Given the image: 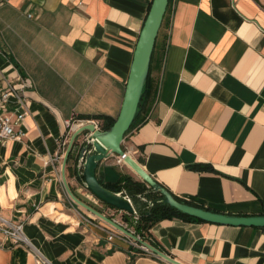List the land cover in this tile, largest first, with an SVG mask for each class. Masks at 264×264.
Wrapping results in <instances>:
<instances>
[{
	"label": "crops",
	"instance_id": "obj_1",
	"mask_svg": "<svg viewBox=\"0 0 264 264\" xmlns=\"http://www.w3.org/2000/svg\"><path fill=\"white\" fill-rule=\"evenodd\" d=\"M153 1L0 0V90L17 75L35 85L25 138L0 145V215L23 222L49 264H170L131 258L122 242L110 243L111 226L75 204L62 181V142L77 130L65 122L117 120ZM150 74L151 110L126 134L124 150L181 200L227 215H264V0H170ZM76 154L66 168L72 191L116 216L76 177ZM97 177L113 190L126 177L143 182L116 156L99 164ZM120 192L138 213L149 208ZM150 235L182 264H264V228L176 217ZM0 264L37 262L27 247L0 243Z\"/></svg>",
	"mask_w": 264,
	"mask_h": 264
},
{
	"label": "water",
	"instance_id": "obj_2",
	"mask_svg": "<svg viewBox=\"0 0 264 264\" xmlns=\"http://www.w3.org/2000/svg\"><path fill=\"white\" fill-rule=\"evenodd\" d=\"M169 2L170 0H154L152 3L134 52L123 106L114 125L109 130H101L96 128L94 124H86L77 129L72 135L62 165L63 184L70 199L75 204L132 239L138 240L133 234L122 228L111 218L105 216L103 213L80 199L72 191L66 177L67 165L70 158L74 155V151H76L77 154L74 166L78 161L82 160L84 162L83 175H78V180L84 182L86 188L103 203L133 214L135 210L130 199L124 195L123 192H114L106 188L100 183L97 177V169L102 161L108 159L110 156L118 157L127 155L125 157V163L151 188L153 193L159 195V198L148 202L149 207H153L158 203H164L175 208L182 214L204 222L224 226L264 228V215H227L180 202L168 189L159 184L124 150L123 142L138 113L143 90L149 76L156 41L167 13ZM140 243L152 250L159 259L170 264H182L149 243L145 241H140Z\"/></svg>",
	"mask_w": 264,
	"mask_h": 264
},
{
	"label": "built area",
	"instance_id": "obj_3",
	"mask_svg": "<svg viewBox=\"0 0 264 264\" xmlns=\"http://www.w3.org/2000/svg\"><path fill=\"white\" fill-rule=\"evenodd\" d=\"M34 88V82L30 77L17 75L12 80H7V86L0 90V145L10 140L22 141L25 138L26 133L24 132L22 127L24 125L26 117L30 114V103L28 101L27 93ZM86 124H94L96 128L102 129L100 121L95 119H73L65 122V125L68 129H72L74 125H76L77 129H79ZM67 145H69L68 138L62 142V148L64 151L63 156L66 155L65 153L67 152V150L65 148ZM126 153L128 154V152ZM126 156L127 155L118 156L117 164H126ZM57 159H60V157H58ZM83 165L84 162L81 160L78 161L74 166L76 177H78V175H83ZM81 183L83 187L86 188L84 182ZM88 197L93 202H96V204L98 203L97 199L94 196L88 195ZM139 198H142L147 203L149 202L144 196L139 195ZM115 213L116 216L122 215L125 218L119 220L118 218H116L115 214L112 216H107L104 213L103 214L111 218L122 228L133 234L138 240L132 239L131 237L127 236L123 232L110 225L111 229H109L108 241L110 243L114 241L122 242L126 246V249L131 258L138 255L149 258H158L152 250L140 243V241H144L141 238V234L136 230V226L140 221V214L136 210L133 214H131L119 209H115ZM93 220L103 222V220L98 217H94ZM24 225L25 224L21 221L9 220L0 215V243L5 246H25L34 254L37 264H49L47 259L33 247L31 242L26 237L24 233Z\"/></svg>",
	"mask_w": 264,
	"mask_h": 264
},
{
	"label": "trees",
	"instance_id": "obj_4",
	"mask_svg": "<svg viewBox=\"0 0 264 264\" xmlns=\"http://www.w3.org/2000/svg\"><path fill=\"white\" fill-rule=\"evenodd\" d=\"M154 93H155V90L153 87L151 74L149 72V76H148L146 85L144 87L143 95H142V98H141V101H140V104L138 107V113L136 115V118H135L130 130L136 126L142 125L143 123H145L147 121L149 112H150L151 107H152ZM87 119H89V120H91V119L102 120L104 122L103 130H109L115 123L114 120H111L107 116H94V117H89ZM197 168L205 169L206 167L204 168V167L198 166ZM68 169H69L70 175H73L75 173L73 168L68 167ZM106 188H108V187H106ZM108 189H110V188H108ZM117 189L118 190H116V189L115 190L110 189V190H112L114 192H120L122 189H125L126 192L128 193V195L134 199L137 198L139 195L144 196V197L145 196L148 197L150 192L153 195L154 194L158 195L157 193H153L151 191V189L147 187L146 183L135 181L131 177H126L123 186L119 185V186H117ZM155 199L153 198L152 201ZM176 199L182 203L202 208L196 204L181 200L177 197H176ZM202 209H204V208H202ZM139 214H140V221L136 226V230L141 234V238L145 242L147 241V243H149L150 245H152L153 247H155L157 249H160V247L158 246V244L155 242V240L150 235V230L155 224H157L163 220L173 219L176 217H181V218H186V219H190V220L204 222L202 220H199V219L190 217L188 215L182 214L179 211H177L175 208H172L168 204H164V203L155 204L153 207H149L145 212H142ZM142 257H144V256H142ZM130 264H133V262H131Z\"/></svg>",
	"mask_w": 264,
	"mask_h": 264
}]
</instances>
